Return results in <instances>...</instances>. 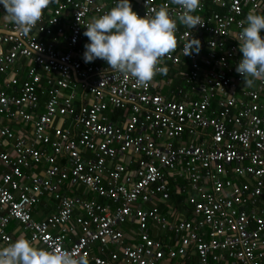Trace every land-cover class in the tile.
<instances>
[{
	"label": "built area",
	"instance_id": "2783aa9c",
	"mask_svg": "<svg viewBox=\"0 0 264 264\" xmlns=\"http://www.w3.org/2000/svg\"><path fill=\"white\" fill-rule=\"evenodd\" d=\"M133 1L140 17L166 5L176 19L170 0ZM116 3L59 0L26 36L0 23V246L14 220L32 244L89 264H264V80L246 87L235 70L241 22L264 0H200L203 26L177 20L157 65L177 68L146 86L83 60L86 22ZM53 26L63 50L39 37ZM191 38L199 51L184 56ZM43 197L53 212L34 219Z\"/></svg>",
	"mask_w": 264,
	"mask_h": 264
},
{
	"label": "clouds",
	"instance_id": "9594fccd",
	"mask_svg": "<svg viewBox=\"0 0 264 264\" xmlns=\"http://www.w3.org/2000/svg\"><path fill=\"white\" fill-rule=\"evenodd\" d=\"M53 0H0L5 19L14 24L23 35H28ZM178 6L176 19L169 8L160 5L151 14L138 16L129 0H117L109 11L93 16L85 24L83 35L89 40L84 45L85 63L101 59L106 65L126 78L135 79L137 86H146L157 73H166V67L157 68L162 59L176 50L177 20L187 29L203 26L201 17L194 15L200 0H170ZM246 25V26H245ZM239 51L242 58L236 72L243 77V85L252 87L257 79L264 80V15L250 11L241 22ZM200 41L191 38L185 55L198 53ZM0 264H89L86 254H72L63 249L51 251L33 246L25 236L0 246Z\"/></svg>",
	"mask_w": 264,
	"mask_h": 264
},
{
	"label": "crops",
	"instance_id": "0c3cea01",
	"mask_svg": "<svg viewBox=\"0 0 264 264\" xmlns=\"http://www.w3.org/2000/svg\"><path fill=\"white\" fill-rule=\"evenodd\" d=\"M59 0H53V2L50 4L49 8L48 9H45V11H43V16L44 18L46 19L50 13V11L53 9V7L56 5V3L58 2ZM106 3H107V0H104ZM135 1L132 0V3L131 5L132 6V10L135 8V4H134ZM114 7V6H113ZM5 12H4V8L2 7L0 9V23H3V22H6V23H10L8 22L6 19H5ZM70 16H71V10L70 8H68L67 10L65 9L63 12H62V25L60 24L61 27L64 26V28L67 27V22L70 20ZM52 30L54 33H52V35H42L40 34L39 37L44 40L45 42H48L50 44H52L54 47H56L57 49H61L63 50V47H64V40L61 39V36H58L55 32L57 31V26H53L52 27ZM3 33L5 34V31H0V34ZM57 37V39H53V37ZM83 43L86 44V43H89V40L88 38L87 39H84L83 40ZM19 61H21L22 63H25L26 62V59L24 58H20ZM166 67H170L172 68L167 62L164 63ZM157 77H159V75H157ZM173 83H180L179 80H173ZM164 92H166V90L163 89ZM44 102H45V97H42L40 99V106H39V111H43L44 109ZM4 123V122H3ZM8 125L10 127L13 128V130L15 132H18L21 130L22 128V124L19 123L17 125H15L14 123L12 122H7ZM58 123V121H57ZM176 199L179 197H175ZM178 202L177 201H172L171 199L168 201L169 204H175V206H180L179 205V202L178 204L176 203ZM168 203H164V207L168 206ZM53 201L51 198L49 197H43L40 202L35 206V210L32 212V215H33V218L34 219H41L43 217H45L46 215L50 214L51 212H53ZM180 209V207H179ZM79 211H76L74 212V214H78ZM72 220V219H71ZM135 221V220H134ZM134 221H131V222H128V226L125 228V232H124V241L125 243L126 242H131L132 241V238L135 237L137 238V235H138V229H136V224ZM7 231L10 232L13 236V238L16 240L17 238H19L20 236H27L24 231L22 230L20 224H18L17 222L15 221H10L8 226H7ZM33 246L35 247H38L39 248V245L37 243H34ZM180 260V259H179ZM186 261H184L182 264H185ZM187 264H197L196 263V257L195 256H192V258L190 260L187 261Z\"/></svg>",
	"mask_w": 264,
	"mask_h": 264
},
{
	"label": "trees",
	"instance_id": "16d2710c",
	"mask_svg": "<svg viewBox=\"0 0 264 264\" xmlns=\"http://www.w3.org/2000/svg\"><path fill=\"white\" fill-rule=\"evenodd\" d=\"M132 6H133V5H132ZM175 197H176L175 194L172 193V194H171V200H172V201H177L178 198L176 199ZM176 203L178 204V202H176ZM185 264H187V261L185 262Z\"/></svg>",
	"mask_w": 264,
	"mask_h": 264
},
{
	"label": "water",
	"instance_id": "95a60500",
	"mask_svg": "<svg viewBox=\"0 0 264 264\" xmlns=\"http://www.w3.org/2000/svg\"><path fill=\"white\" fill-rule=\"evenodd\" d=\"M7 33H12V34H15L17 35V32H11V31H6Z\"/></svg>",
	"mask_w": 264,
	"mask_h": 264
},
{
	"label": "bare ground",
	"instance_id": "6f19581e",
	"mask_svg": "<svg viewBox=\"0 0 264 264\" xmlns=\"http://www.w3.org/2000/svg\"><path fill=\"white\" fill-rule=\"evenodd\" d=\"M174 68L176 69L177 67H173V69H174ZM172 71H174V70H172ZM176 80H178V79H176ZM180 84H182V81L180 82ZM13 221H14V220H13ZM15 222H16V221H15Z\"/></svg>",
	"mask_w": 264,
	"mask_h": 264
}]
</instances>
